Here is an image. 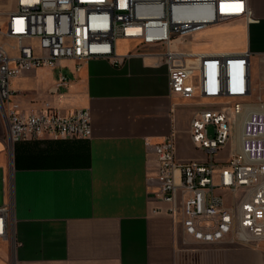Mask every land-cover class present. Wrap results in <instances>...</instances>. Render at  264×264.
Returning <instances> with one entry per match:
<instances>
[{"label":"crops","instance_id":"0c3cea01","mask_svg":"<svg viewBox=\"0 0 264 264\" xmlns=\"http://www.w3.org/2000/svg\"><path fill=\"white\" fill-rule=\"evenodd\" d=\"M248 2V27L231 22L207 28L232 29L214 34L213 41L225 46L234 40L243 46L229 51L250 48L261 57L264 0ZM134 46L127 39L117 42L119 64L92 57L76 71L74 60L64 61L72 82L57 91V70L50 67L12 79L22 111L46 102L64 114L88 108L92 135L42 136L10 146L0 112V205L11 207L7 235L0 237V264H264V251L186 235L179 219L165 212L168 204L154 197L158 161L146 142L175 133L178 158L204 160L190 126L209 101L173 92L167 64L137 54ZM253 81L263 82L264 74ZM223 150L221 160H227Z\"/></svg>","mask_w":264,"mask_h":264},{"label":"built area","instance_id":"2783aa9c","mask_svg":"<svg viewBox=\"0 0 264 264\" xmlns=\"http://www.w3.org/2000/svg\"><path fill=\"white\" fill-rule=\"evenodd\" d=\"M14 1L13 8L0 9V112L10 146L42 136L92 135L88 108L64 114L46 102L39 110L22 111L14 101L15 76L50 67L57 70L53 89L67 88L72 78L64 61L74 60L76 71L92 57L119 64L117 42L130 40L137 54L167 64L173 92L209 101L190 126L192 140L206 154L204 160L178 158L175 133L160 142H146L158 161L154 197L168 204L165 212L179 219L185 234L196 241H264V96L253 93L254 53L250 48L208 52L174 45L176 39L218 22L249 16L248 0ZM227 1L243 3L248 11L224 14L220 8ZM195 11L202 13L188 16ZM231 99L229 105L225 100ZM242 114L240 147L219 162L216 177V155L234 138ZM10 214L9 204L0 205V237L7 235Z\"/></svg>","mask_w":264,"mask_h":264},{"label":"rangeland","instance_id":"374dc122","mask_svg":"<svg viewBox=\"0 0 264 264\" xmlns=\"http://www.w3.org/2000/svg\"><path fill=\"white\" fill-rule=\"evenodd\" d=\"M249 5V2H248ZM15 6V1L14 0H5L2 1L0 0V9H4V8H11ZM250 16H251V11H250V7H249V16H240V17H234L231 18L229 20L226 21H222V22H218L217 25H225V24H229L231 22H242L244 24V27H248L249 24V20H250ZM247 24V25H246ZM214 26V27H215ZM232 29H216V28H207L205 30L199 31V32H195L192 34H189L186 38H182V39H176L174 41V45L175 46H179L180 48L183 49H189V48H194L195 50H203L206 48H221L223 50H232V49H239L243 46V43H238L237 41H228L225 46H221L218 45L217 42L213 41V37L214 34H218V33H229L232 32ZM234 33H238L235 32ZM243 35V34H242ZM221 46V47H220ZM252 70H253V79H256V76H258L259 78L264 74V55L261 57L258 56L257 54H254L252 57ZM253 93L254 95H258V94H262L264 96V81H258V84H256L254 82L253 84ZM229 105H231L234 100H225ZM210 132L213 133V128L211 127ZM237 132H238V127L236 128V130L234 131V138L230 141V143H228L223 149L224 152H226L228 155H231L233 153H235L236 149H238V145H237ZM221 153H217L216 155V169H215V174L216 177L218 176L220 170H221V164L219 163L221 161ZM218 244V243H215ZM227 244V246H231V247H246L251 249L252 251L258 252V251H264V241H258L256 243H252V244H238V243H225Z\"/></svg>","mask_w":264,"mask_h":264},{"label":"bare ground","instance_id":"6f19581e","mask_svg":"<svg viewBox=\"0 0 264 264\" xmlns=\"http://www.w3.org/2000/svg\"><path fill=\"white\" fill-rule=\"evenodd\" d=\"M233 4V5H232ZM225 5V9L226 10H223L222 7L220 8L221 9V12L224 13V14H228V15H232V16H235V15H242V9H245V11H248L247 10V7L245 4H241V3H238V2H235V1H227V2H224V4H222V6ZM193 14H189L188 16H197L198 13H202V12H192ZM245 114H242L238 117V123H237V127H238V132H237V145L238 147H240V139H241V132H242V123H243V118H244Z\"/></svg>","mask_w":264,"mask_h":264}]
</instances>
